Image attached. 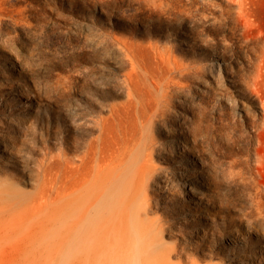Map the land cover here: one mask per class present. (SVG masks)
Instances as JSON below:
<instances>
[{
	"label": "rangeland",
	"instance_id": "rangeland-1",
	"mask_svg": "<svg viewBox=\"0 0 264 264\" xmlns=\"http://www.w3.org/2000/svg\"><path fill=\"white\" fill-rule=\"evenodd\" d=\"M111 238L264 264V0H0V264L101 262Z\"/></svg>",
	"mask_w": 264,
	"mask_h": 264
},
{
	"label": "bare ground",
	"instance_id": "bare-ground-1",
	"mask_svg": "<svg viewBox=\"0 0 264 264\" xmlns=\"http://www.w3.org/2000/svg\"><path fill=\"white\" fill-rule=\"evenodd\" d=\"M72 201H70L68 198L65 200V210H66V214H68V207L70 206V203H71ZM98 205V204H97ZM110 206V205H109ZM77 209H79V208H77ZM89 210V208L87 209V208H85V209H82V212H83V217L80 219V220H78V221H74V223H73V221H72V223H71V225H72V228H74V231H72L71 230V232H69L70 230L68 229V232H67V234H66V246H68V248H67V250H66V252L68 253V252H70L71 253V251H72V255H73V250H80L81 252H88V251H90V248L88 247V244L89 243H87V245L84 243V241H86V239L89 237V238H92V239H94V237L96 238L98 235H96V231H95V225H96V223L98 222V219H96V217H94L93 215H91L90 214V211H88ZM90 214V215H89ZM101 214V213H100ZM118 218H119V216H118ZM121 218V217H120ZM114 220V219H113ZM107 221V220H106ZM106 221H104V222H106ZM113 222V221H112ZM102 224H104L103 223V221H102ZM110 224V223H109ZM106 226H105V229H103L102 230V232L100 233V235L102 234V236H103V233L105 234V232H106V230H110L111 231V227H109L108 226V222H106V224H105ZM117 227L120 225V224H115ZM97 226V225H96ZM116 227V228H117ZM123 227L124 228H122V229H125V226L123 225ZM71 228V229H72ZM115 227H114V233H115V231L117 230ZM98 229H101V228H98ZM118 230H120V232L121 231H123V233L121 232H119L118 233V231H117V234H124L125 232V230H121V228L119 229L118 228ZM101 231V230H100ZM98 232H99V230H98ZM111 233H113V232H111ZM113 233V234H114ZM113 234H111V236L110 237H112L113 236V238H115L114 237V235ZM128 234V233H127ZM106 235V234H105ZM115 235H116V233H115ZM121 235H120V238H123V236H125L126 235V233L121 237ZM129 235V234H128ZM117 237H116V239L119 237L118 235H116ZM106 237V236H105ZM104 236L102 237V239H100L99 237V239L101 240V243L103 242L102 240L105 238ZM127 237V235L124 237V239ZM97 238V239H98ZM113 238H111V243L109 244V247L110 248H113V249H116V248H120V247H117L118 246V242L119 241H121L122 239H119V241L118 240H114V242H113ZM131 238V237H130ZM135 238V237H134ZM134 238H133V241H134ZM96 239V240H97ZM98 239V240H99ZM106 239V238H105ZM104 239V240H105ZM123 239V240H124ZM127 239V238H126ZM125 239V240H126ZM97 240V241H98ZM132 240V239H131ZM140 240L141 239H139L138 241H134V243H132V244H130V246H128V247H126V248H123V246L122 245H120L121 243H119V246H122L120 249H117V251L114 253V255L112 256V258H109V257H107V259H105L104 261H101L100 262V260H97V261H91L92 263L91 264H152V263H156V262H152L151 260H150V258L149 257H143V255L142 254H144V252H146V249H145V247H143V243L142 242H140ZM142 240H143V238H142ZM97 241H95V243L97 242ZM127 241H128V239H127ZM133 241H131V242H133ZM90 242H91V240H90ZM100 242V241H99ZM105 242V241H104ZM103 242V243H104ZM123 242V241H122ZM144 242H146V243H148L146 240L144 241ZM151 242V241H150ZM94 243V242H93ZM94 243V244H95ZM100 243V244H101ZM102 243V244H103ZM146 243H145V245H146ZM101 244V245H102ZM105 244H106V242H105ZM150 244V243H149ZM95 245H98V243L97 244H95ZM129 245V244H128ZM148 245V244H147ZM152 245V244H151ZM99 246V245H98ZM103 246V245H102ZM151 247V246H150ZM149 247V248H150ZM108 248V247H107ZM113 249H112V251H113ZM91 250H92V247H91ZM99 250H100V248H99ZM102 250V249H101ZM103 251H104V249H103ZM102 251V252H103ZM105 251H106V249H105ZM107 252V251H106ZM75 253V252H74ZM98 254H99V252H98ZM146 254V253H145ZM66 255V254H65ZM150 255H151V253H150ZM67 256H68V254H67ZM68 257H70V256H68ZM153 258V257H152ZM63 260H65V259H63ZM80 260V259H79ZM84 260V259H83ZM82 260V261H83ZM65 262V261H64ZM85 262V261H84ZM81 263H83V262H81Z\"/></svg>",
	"mask_w": 264,
	"mask_h": 264
}]
</instances>
